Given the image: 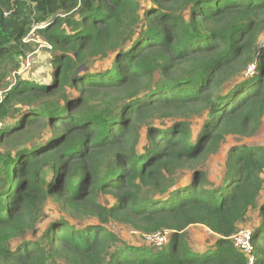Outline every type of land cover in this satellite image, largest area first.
Here are the masks:
<instances>
[{"label":"trees","instance_id":"1","mask_svg":"<svg viewBox=\"0 0 264 264\" xmlns=\"http://www.w3.org/2000/svg\"><path fill=\"white\" fill-rule=\"evenodd\" d=\"M145 1L0 0V264H246L231 237L252 210L264 264L263 147L232 146L215 183L203 170L262 126L264 0ZM33 31L52 46V80L7 89ZM48 201L63 216L38 230ZM111 222L170 231L169 245L123 241ZM191 226L218 237L211 252L188 247Z\"/></svg>","mask_w":264,"mask_h":264},{"label":"rangeland","instance_id":"2","mask_svg":"<svg viewBox=\"0 0 264 264\" xmlns=\"http://www.w3.org/2000/svg\"><path fill=\"white\" fill-rule=\"evenodd\" d=\"M142 3V7L146 9L150 6V3H147L145 0H140ZM142 13V12H141ZM31 48L26 52L25 55L19 56L16 58V61L19 63V67L17 71L12 72L14 65L12 63L6 64L7 66L4 68L5 80L4 85H7V89L11 88L12 83L16 77H19L24 80L31 81L36 83L37 85H45L52 80V72L53 68L51 65L52 61V53L48 51L43 45V41L41 38L31 34ZM108 61L98 62L95 64V68L106 67ZM247 75V74H246ZM244 75V76H246ZM4 97V91L0 89V102ZM10 123L14 120H9ZM203 124L202 118H194L191 122V131L193 135H196ZM240 144H248V145H256L261 146L264 149V120L262 121V126L260 127L259 132L250 139L239 138L229 136L227 137L226 142L222 145L218 154L212 155L208 158L206 165L204 166L203 170L206 173L208 180L212 182H217L218 177H221L224 171V161L229 149L234 145ZM191 171H184L180 173L177 177V182L179 183H186L187 181L191 180ZM264 191V190H263ZM264 198V192L261 199ZM100 202L109 206L114 205L115 199L110 196H101ZM257 210H252L248 215V220L241 225L242 230H251L254 226H257ZM63 214L60 212L56 202L48 201L47 204L44 206L41 216L38 221V230H44L45 227L48 225L49 222L62 218ZM86 223H96L95 220H88ZM107 228L117 234L120 239L123 241H127L129 243H136L147 246L149 248L153 247L144 237L143 234H140L128 226L121 225L118 223H110L107 225ZM218 237L215 234H212L208 230H205L202 227H193L186 231L183 240L186 241L188 247L192 250L193 248H205L210 249L216 243ZM169 244L166 245L168 247ZM164 247V249H166ZM155 250V249H154ZM157 250V249H156ZM209 250V252H211ZM198 252V251H195ZM53 264V263H52ZM54 264H63L62 262L58 261Z\"/></svg>","mask_w":264,"mask_h":264},{"label":"built area","instance_id":"3","mask_svg":"<svg viewBox=\"0 0 264 264\" xmlns=\"http://www.w3.org/2000/svg\"><path fill=\"white\" fill-rule=\"evenodd\" d=\"M42 25L39 28H44ZM34 33V31L32 32ZM31 33V34H32ZM31 37V35H30ZM28 37L25 42H30L31 39ZM42 45L48 50H52V46L47 42H43ZM256 65H251L248 69L247 75H253L255 73ZM48 85L45 84V86ZM4 128V125L0 123V135ZM145 239L156 249H162L166 247L170 242L171 232L161 231L153 234H144ZM254 230H242L231 237V240L236 249L246 257V264H256L255 248L253 245Z\"/></svg>","mask_w":264,"mask_h":264},{"label":"crops","instance_id":"4","mask_svg":"<svg viewBox=\"0 0 264 264\" xmlns=\"http://www.w3.org/2000/svg\"><path fill=\"white\" fill-rule=\"evenodd\" d=\"M264 192V191H263ZM263 192H262V194H261V197L263 196ZM262 200V199H261ZM263 200H264V198H263ZM259 209V208H258ZM258 211V210H257ZM259 222H260V219H259V214H258V212H257V225L259 224ZM193 227H202V228H204L205 230H208L209 232H211L208 228H206V227H204V226H191L190 228H193ZM256 226H254V228H255ZM189 228V229H190ZM212 233V232H211ZM213 234V233H212ZM194 250L193 251H198L199 253H205V252H207V251H209L210 249H205V248H201V247H196V248H193Z\"/></svg>","mask_w":264,"mask_h":264}]
</instances>
